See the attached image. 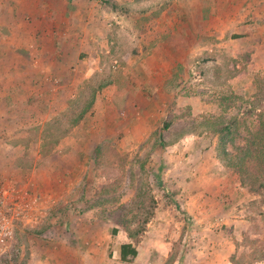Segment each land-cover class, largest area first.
<instances>
[{
  "label": "rangeland",
  "instance_id": "rangeland-1",
  "mask_svg": "<svg viewBox=\"0 0 264 264\" xmlns=\"http://www.w3.org/2000/svg\"><path fill=\"white\" fill-rule=\"evenodd\" d=\"M0 105L20 117L6 129L24 136L16 148L72 169L45 192L46 213L71 214L80 228L101 219L118 243L129 240L121 222L138 227L154 204L141 241L155 231L171 241V264L180 252L200 264L209 228L196 210L184 218L197 199L187 190L200 165L227 167L213 125L235 120L225 137L234 155L264 115V0H0ZM253 197L236 221L212 227L217 243L231 241L233 264H264V194ZM15 233L0 264L20 263Z\"/></svg>",
  "mask_w": 264,
  "mask_h": 264
},
{
  "label": "crops",
  "instance_id": "crops-1",
  "mask_svg": "<svg viewBox=\"0 0 264 264\" xmlns=\"http://www.w3.org/2000/svg\"><path fill=\"white\" fill-rule=\"evenodd\" d=\"M3 74L6 75L7 71H4ZM4 86L3 92L7 95V85ZM17 110L21 111L22 107L18 106ZM10 117L7 108L0 105V186L24 188L31 194L49 197V194L45 192L56 189L60 181L59 171L64 170L71 175L72 169L68 165L61 168L58 162H54L52 165L59 167L52 166L50 169L45 167V162H48L46 160L49 157L42 156L39 150L29 154L28 151H23L21 146L16 148V143L22 141L21 144L25 143L26 145L27 142L22 134H17L14 137L6 136V134H10V131L6 129L20 121V117L17 120ZM19 167L23 171H21L22 177L14 180L11 174L17 171L16 168L19 172ZM159 183L161 189L164 190L163 181ZM58 187L61 185L59 184ZM194 187L195 189L191 187L187 192L194 193L195 191L197 199L193 202L192 210L187 209L189 212L186 211L183 216L185 218L186 214L189 215L191 211L193 213L196 210V213L193 214L197 221L204 224L202 227L209 228L203 233L200 231L202 237L206 236L205 241L208 247L206 252L200 249V264H233L229 261L233 249L225 250L227 243L231 241L225 237L223 246L217 243L218 239H215L211 232L213 231L212 227L216 223H220V219H227V222L236 221L237 219H231V217L238 216L237 212L240 211L243 203L255 197L248 192L246 187L233 179L231 171L227 167L222 166L211 168L205 164L200 165V182ZM177 191L179 192L178 197H180V195L184 196L186 189L181 188ZM56 192L59 196L61 191ZM177 205L179 208L180 205ZM179 219H183L181 215ZM81 220L80 223L84 225V228L77 226V219L71 214L56 216V214L46 213L36 225L29 220L20 221L15 231L17 250L21 257L18 264H171L169 261L171 241H167L164 245L156 242L154 240L157 235L155 231L154 233L147 231V236H144L146 238L137 246V256L131 261H124L120 253V245L124 241L115 243L117 240L113 239L114 236L117 237L119 230L117 234H110L106 229L107 226H103V221L96 217H83ZM178 222L182 223V220ZM13 238L10 240L11 245ZM185 238L186 234L180 235V239ZM221 247L224 248L223 257L226 258V262H220L215 257V252L220 251ZM203 253L206 255L205 258ZM227 253L229 254L227 255ZM5 264L15 263L11 260ZM180 264H188L183 260L182 252H180Z\"/></svg>",
  "mask_w": 264,
  "mask_h": 264
},
{
  "label": "trees",
  "instance_id": "trees-1",
  "mask_svg": "<svg viewBox=\"0 0 264 264\" xmlns=\"http://www.w3.org/2000/svg\"><path fill=\"white\" fill-rule=\"evenodd\" d=\"M86 108L79 116L83 117ZM253 113V110H249V114ZM258 123L253 127L248 128V136L245 139L246 144L242 147L234 149L236 153L234 155L229 154L226 150L225 137L232 132V124L235 120H230L226 123L215 124L212 126L213 134H220L219 140V152L222 159L225 161L226 166L231 168L238 176V182L247 188L248 192L253 195L264 194V115L263 113L257 115ZM237 179V178H236ZM150 207V208H149ZM149 207H143L142 213H146L147 217L139 222L138 227H134V221L124 220L121 224L128 233L129 240L124 241L120 245L121 258L124 261L133 260L138 254L137 245L141 241L145 231L146 224L151 216L154 215L155 205L152 204ZM113 234L118 233V228H113ZM264 259V256L262 257ZM235 261V259L233 258Z\"/></svg>",
  "mask_w": 264,
  "mask_h": 264
},
{
  "label": "built area",
  "instance_id": "built-area-1",
  "mask_svg": "<svg viewBox=\"0 0 264 264\" xmlns=\"http://www.w3.org/2000/svg\"><path fill=\"white\" fill-rule=\"evenodd\" d=\"M47 201L43 196L31 194L23 188L0 186V244L14 236L19 221L40 222L46 214Z\"/></svg>",
  "mask_w": 264,
  "mask_h": 264
}]
</instances>
